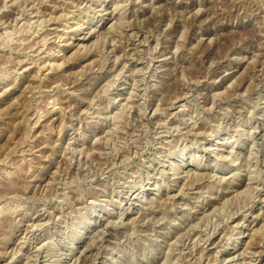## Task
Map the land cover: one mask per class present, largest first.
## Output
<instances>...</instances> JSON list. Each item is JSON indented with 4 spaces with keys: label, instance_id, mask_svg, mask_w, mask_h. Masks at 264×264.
<instances>
[{
    "label": "rangeland",
    "instance_id": "374dc122",
    "mask_svg": "<svg viewBox=\"0 0 264 264\" xmlns=\"http://www.w3.org/2000/svg\"><path fill=\"white\" fill-rule=\"evenodd\" d=\"M0 264H264V0H0Z\"/></svg>",
    "mask_w": 264,
    "mask_h": 264
}]
</instances>
